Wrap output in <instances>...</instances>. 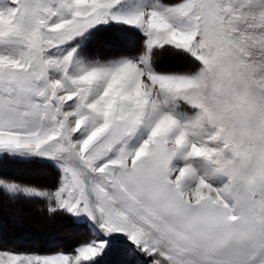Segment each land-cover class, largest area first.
<instances>
[{
  "label": "snow or ice",
  "instance_id": "snow-or-ice-1",
  "mask_svg": "<svg viewBox=\"0 0 264 264\" xmlns=\"http://www.w3.org/2000/svg\"><path fill=\"white\" fill-rule=\"evenodd\" d=\"M3 159L58 175L0 198L91 239L0 264H264V0H0Z\"/></svg>",
  "mask_w": 264,
  "mask_h": 264
},
{
  "label": "rangeland",
  "instance_id": "rangeland-1",
  "mask_svg": "<svg viewBox=\"0 0 264 264\" xmlns=\"http://www.w3.org/2000/svg\"><path fill=\"white\" fill-rule=\"evenodd\" d=\"M125 45L115 42L112 34L102 33L92 43L89 51L92 55L99 54L102 57L114 55L103 53V49L114 48L117 50L115 54L120 51H133L132 47ZM168 57L172 56L166 53L159 66L173 69L186 67L182 63L176 64L175 57L170 58L169 62H164ZM0 172L26 184L49 187L55 184L58 175L45 164L8 159L0 160ZM89 239L91 234L84 226L77 225L68 216H49L42 203L23 200L13 203L6 197L0 198V250L50 253L62 249L64 252H71L74 247ZM100 264H124V260L118 250L114 249L100 261Z\"/></svg>",
  "mask_w": 264,
  "mask_h": 264
},
{
  "label": "trees",
  "instance_id": "trees-1",
  "mask_svg": "<svg viewBox=\"0 0 264 264\" xmlns=\"http://www.w3.org/2000/svg\"><path fill=\"white\" fill-rule=\"evenodd\" d=\"M138 43H139V41L136 43V45L138 46ZM131 49H133V51H134V48H131ZM103 50H105V53L107 54V52H110V53H108V54H115L116 53V49H114V48H109L108 50L107 49H103ZM126 50V49H125ZM126 52H127V50H126ZM130 52H132V51H130ZM166 61H168V59L166 60H164V62H166ZM169 62V61H168Z\"/></svg>",
  "mask_w": 264,
  "mask_h": 264
},
{
  "label": "bare ground",
  "instance_id": "bare-ground-1",
  "mask_svg": "<svg viewBox=\"0 0 264 264\" xmlns=\"http://www.w3.org/2000/svg\"><path fill=\"white\" fill-rule=\"evenodd\" d=\"M108 38H109V37H108ZM108 38H107V39H108ZM125 46H126V45H125ZM126 47H127V46H126ZM126 47H124V48H126ZM102 52L105 53V50H103ZM107 53H110V52H107ZM170 58L172 59V57H170ZM170 58L168 57V60H171ZM175 59H176V58H175ZM174 61L176 62V64H177V63H180V62L177 61V59L174 60ZM170 62L172 63V61H170ZM5 212H6V211H5ZM7 213H8V212H7ZM7 213H6V214H7ZM118 253H119V251H118Z\"/></svg>",
  "mask_w": 264,
  "mask_h": 264
}]
</instances>
